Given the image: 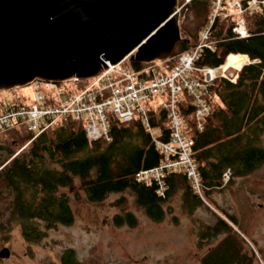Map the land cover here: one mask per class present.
Masks as SVG:
<instances>
[{
    "label": "trees",
    "instance_id": "16d2710c",
    "mask_svg": "<svg viewBox=\"0 0 264 264\" xmlns=\"http://www.w3.org/2000/svg\"><path fill=\"white\" fill-rule=\"evenodd\" d=\"M211 1L192 0L180 10L183 40L164 61L167 69L173 68L178 55L197 42L199 32L208 25ZM246 26L250 35L238 39L233 37L226 21L218 20L211 37L214 50H203L196 61L198 67H217L229 54L250 60L238 71L234 83L221 77L213 81L206 98L211 111L202 130L195 127L192 98L186 91L182 92V101L178 104L187 134L194 141L193 161L201 176L203 196L214 208L211 194L221 189L222 174L227 169L231 170L230 183L264 166V11L246 16ZM147 65L126 61V66L134 70ZM82 82L74 83L72 87L76 88L71 87V91L85 88ZM165 100V96L154 97L146 106L150 125L163 142L169 139L170 131L167 110L162 106ZM17 105L26 104L0 102L1 109ZM109 128L111 142L89 141L84 122L70 117L57 120L36 137L25 127L0 132V234L4 241L9 239L14 227L25 243L35 244L50 230L73 224L71 200L78 199L81 193L85 201L100 203L111 194L128 192L154 222L164 219L163 206L176 195L189 213L203 206L182 172L167 175L164 199L158 197L154 187L134 181L140 169L157 165L162 157L138 115L129 122L109 115ZM123 201L120 197L117 203ZM218 212L220 216L214 213L215 223L201 231L199 239L225 236L200 257L199 264L251 263L252 257L235 230V217L223 210ZM112 223L134 227L137 220L132 213L124 212L114 215ZM74 257V251L66 249L60 262L77 264Z\"/></svg>",
    "mask_w": 264,
    "mask_h": 264
},
{
    "label": "built area",
    "instance_id": "2783aa9c",
    "mask_svg": "<svg viewBox=\"0 0 264 264\" xmlns=\"http://www.w3.org/2000/svg\"><path fill=\"white\" fill-rule=\"evenodd\" d=\"M191 1L178 0L179 14ZM263 11L264 0H212L208 25L199 32L197 42L191 49L178 55L177 63L171 69L164 65L166 60L149 62L139 70L125 67L124 64L108 66L80 91H71L70 85L79 81L77 79L62 83L34 80L30 86L35 92V103L0 109V132L25 127L36 137L57 120L70 117L84 122L89 141L103 139L111 142L109 115L123 122H129L138 115L162 157L157 165L140 169L134 181L145 187H154L158 197L164 199L168 189L167 175L182 172L190 189L204 203L201 176L193 161L194 141L187 134L178 104L182 101V92L186 91L192 98L195 127L202 130L204 120L211 111L206 98L213 81L221 77L234 83L238 71L250 61H245L239 68L228 64L230 56L239 54L227 55L225 62L217 67H198L196 61L203 50H214L211 37L218 20L229 24L233 37L244 39L250 35L246 16ZM162 96L166 97L162 106L166 108L170 121L169 139L165 142L157 138V131L150 125L146 108L152 98ZM230 177L231 170L227 169L222 174L223 184Z\"/></svg>",
    "mask_w": 264,
    "mask_h": 264
},
{
    "label": "rangeland",
    "instance_id": "374dc122",
    "mask_svg": "<svg viewBox=\"0 0 264 264\" xmlns=\"http://www.w3.org/2000/svg\"><path fill=\"white\" fill-rule=\"evenodd\" d=\"M91 80H82L83 87ZM0 102L33 104L35 92L30 84L0 91ZM120 197L124 201L118 204ZM211 198L215 208L205 199L209 205L204 202L189 213L176 195L164 204V219L154 222L128 192L111 194L100 203L85 201L81 193L71 200L73 224L50 230L40 242L25 243L17 227L7 241L0 234V249L7 247L10 251L8 258H0V264H61L60 256L66 249L74 251L77 264H199L200 257L225 236L199 239L200 232L215 223L214 213L220 210L235 217V230L252 257L249 264H264V166L222 184ZM124 212L136 218L134 227L112 223L114 215Z\"/></svg>",
    "mask_w": 264,
    "mask_h": 264
},
{
    "label": "water",
    "instance_id": "95a60500",
    "mask_svg": "<svg viewBox=\"0 0 264 264\" xmlns=\"http://www.w3.org/2000/svg\"><path fill=\"white\" fill-rule=\"evenodd\" d=\"M178 0H0V91L86 80L126 61L167 60ZM7 247L0 258H8Z\"/></svg>",
    "mask_w": 264,
    "mask_h": 264
},
{
    "label": "bare ground",
    "instance_id": "6f19581e",
    "mask_svg": "<svg viewBox=\"0 0 264 264\" xmlns=\"http://www.w3.org/2000/svg\"><path fill=\"white\" fill-rule=\"evenodd\" d=\"M247 57L245 56H240V55H233L230 56L229 60H228V64L236 66V67H240L241 64H243L245 61H247Z\"/></svg>",
    "mask_w": 264,
    "mask_h": 264
}]
</instances>
